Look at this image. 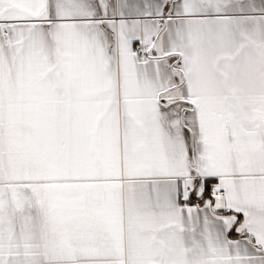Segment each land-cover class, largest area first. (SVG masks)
Returning <instances> with one entry per match:
<instances>
[{
	"label": "snow or ice",
	"instance_id": "6c2138e0",
	"mask_svg": "<svg viewBox=\"0 0 264 264\" xmlns=\"http://www.w3.org/2000/svg\"><path fill=\"white\" fill-rule=\"evenodd\" d=\"M0 264H264V0H0Z\"/></svg>",
	"mask_w": 264,
	"mask_h": 264
}]
</instances>
